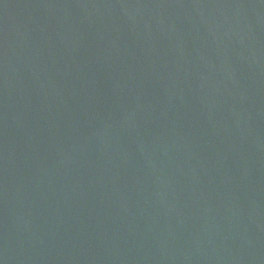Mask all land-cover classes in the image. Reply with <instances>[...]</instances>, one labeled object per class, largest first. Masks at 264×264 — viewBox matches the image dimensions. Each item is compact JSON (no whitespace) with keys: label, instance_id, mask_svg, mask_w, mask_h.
<instances>
[{"label":"water","instance_id":"1","mask_svg":"<svg viewBox=\"0 0 264 264\" xmlns=\"http://www.w3.org/2000/svg\"><path fill=\"white\" fill-rule=\"evenodd\" d=\"M0 264H264V0H0Z\"/></svg>","mask_w":264,"mask_h":264}]
</instances>
